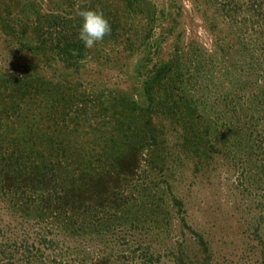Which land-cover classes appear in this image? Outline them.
<instances>
[{"label": "rangeland", "instance_id": "1", "mask_svg": "<svg viewBox=\"0 0 264 264\" xmlns=\"http://www.w3.org/2000/svg\"><path fill=\"white\" fill-rule=\"evenodd\" d=\"M200 262L264 264V0H0V264Z\"/></svg>", "mask_w": 264, "mask_h": 264}, {"label": "clouds", "instance_id": "2", "mask_svg": "<svg viewBox=\"0 0 264 264\" xmlns=\"http://www.w3.org/2000/svg\"><path fill=\"white\" fill-rule=\"evenodd\" d=\"M75 15L81 18V26L78 31V39L83 42L85 48L91 49L98 42L110 35L111 26L102 10L84 8L80 5L75 7Z\"/></svg>", "mask_w": 264, "mask_h": 264}, {"label": "trees", "instance_id": "3", "mask_svg": "<svg viewBox=\"0 0 264 264\" xmlns=\"http://www.w3.org/2000/svg\"><path fill=\"white\" fill-rule=\"evenodd\" d=\"M153 85H154L153 77H146V79L144 80V88L146 89V92H148V94H149L150 90H152ZM148 96H150V95H148ZM28 124H29L28 121H26L25 119H20L19 120L18 127L20 129H19V133L17 134L18 135V138H16L17 141H19V142L27 141V137H25V136L22 137L21 135H23L22 134L23 128L29 127ZM131 156H132V158H131V161H130V165H133V163L135 162L134 154H131ZM35 168H36L35 170L31 169L32 175L37 174V171L39 170V167L36 166ZM16 176H17V178L19 180H21V179H23L24 181L27 180V177L23 176L22 174H16ZM198 264H204V263L200 262Z\"/></svg>", "mask_w": 264, "mask_h": 264}]
</instances>
